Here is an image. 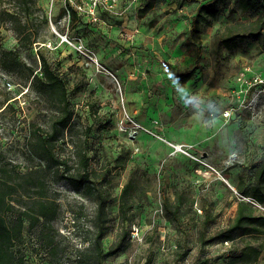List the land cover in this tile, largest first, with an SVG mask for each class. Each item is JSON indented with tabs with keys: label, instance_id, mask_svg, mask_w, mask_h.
<instances>
[{
	"label": "rangeland",
	"instance_id": "374dc122",
	"mask_svg": "<svg viewBox=\"0 0 264 264\" xmlns=\"http://www.w3.org/2000/svg\"><path fill=\"white\" fill-rule=\"evenodd\" d=\"M13 1L0 0V5L11 7ZM34 1L39 40L21 50L19 59L41 75L40 50L64 80L73 110L71 125L58 132L54 153L67 160L70 172L78 171L77 152L85 128L92 126L87 151L90 169L106 174L100 184L75 187L63 178L61 166L29 150L31 135L37 127L50 130L58 110L25 83L24 67L7 70L0 65V106L13 96L11 108H0V163L5 169L0 171V182L10 179L19 187L13 202L16 213L34 199L20 194L35 196L33 177L43 175L45 196L56 206L46 229L56 254L38 245L42 228L38 223L25 230L17 246L23 253L22 264H96L86 251L99 229L96 193L104 191L107 200L102 236L106 251L123 230L118 202L128 182L134 186L135 201L128 211L130 238L123 241V250L106 256L104 264H189L200 256L219 264L230 242H210L199 249L197 229L204 212L215 215L209 233L232 222L239 201L251 203L255 213L264 214V201L256 202L249 194L264 151V97L258 98L254 110L242 108L232 120L221 115L237 103L233 89L237 77L264 70V48L258 51L259 39H250L233 50L221 47L218 55L215 49L226 25L253 19L258 12L241 13L235 0H216L218 14L200 33L198 66L192 77L180 80L173 73L194 62L195 46L187 47L186 41L190 17L200 0H155L154 10L143 17L138 15L140 0H120L114 11H96L95 19L78 13L75 22L61 14L66 0ZM42 14L47 22H40ZM178 16L187 19L186 29L174 30L166 23ZM4 19L0 12V43L10 49L17 39ZM65 33L71 40L80 38L106 71L84 66L81 55L62 40ZM97 117H104L108 124L99 127ZM39 165V174L33 172ZM162 170L171 200L182 193L194 201L191 219L183 218L189 230V251L183 261L176 262L173 255L179 228L162 209ZM262 191L264 195V184ZM135 228L137 234L132 232ZM255 264H264V249Z\"/></svg>",
	"mask_w": 264,
	"mask_h": 264
},
{
	"label": "trees",
	"instance_id": "16d2710c",
	"mask_svg": "<svg viewBox=\"0 0 264 264\" xmlns=\"http://www.w3.org/2000/svg\"><path fill=\"white\" fill-rule=\"evenodd\" d=\"M195 13L191 16V25L188 31L186 41L187 47L194 45L192 50L193 64L190 68L175 71L173 76L180 80H187L195 72L200 59V33L205 26H209L211 19H215L219 11L218 2L216 0H200ZM262 0H235L236 7L241 13L258 12L253 19H243L225 26L221 32L215 52L218 55L221 47L227 50L240 48L250 39H259L258 51H262L264 39L262 29L264 28V6L261 7ZM21 7V9H20ZM155 0H140L138 6L139 17L145 16L148 12L154 10ZM66 9L70 11V20L75 22L78 13L65 1V6L61 14L66 13ZM260 9V10H259ZM0 12L4 14L5 21L10 24L17 43L10 49H4L0 43V65L7 69L23 68L26 71L25 83L29 82L35 93L40 97L50 100L55 104L58 110L57 115L53 119L50 130L45 131L38 128L37 132L31 135L29 140V150L37 154L41 159L59 168L64 179L72 182L75 187L85 186L88 182L91 184H100L105 178V172L93 173L90 169V157L88 149L92 138V126H87L84 130V138L82 147L77 152L79 168L76 172H70L66 159H59L54 153L55 142L58 138V132L68 128L72 123L73 110L70 108V101L67 97V90L64 80L52 67L44 54L38 50L37 54L41 63L40 72L37 74L36 69L28 64L22 63L19 59L21 50L30 49L32 44L38 39L39 23L35 22V1L34 0H14L11 7L3 8L0 5ZM40 22H47V17L42 14ZM164 63L163 61H161ZM79 89V87H76ZM29 88L27 89V91ZM13 96H7L0 108L1 111L11 108L9 99ZM99 127H105L108 122L104 117H97ZM1 156V152H0ZM259 166L257 168L256 180L250 188L249 194L256 202H263L264 195L262 185L264 184V151L259 157ZM115 162L117 158L114 159ZM0 163V171H4ZM41 166L37 167L33 172L39 174ZM34 187L37 188L35 196L29 193H22L21 196L34 199L30 205H23L14 213V194L18 192L19 187H15L10 179H3L0 182V264H22L23 253L19 252L17 246L21 243L26 229H31L38 223L42 226L41 233L37 235L38 245L47 251V248L56 254V246L52 235L46 230L52 219L56 215L55 203L47 199L44 193V177L36 175L33 177ZM168 177L164 170L161 172L160 197L162 209L166 217L176 224L179 228L180 237L176 241V248L173 251L174 260L176 262L183 261L189 251L188 245V227L185 226L183 218L191 219L189 212L191 211L194 201L185 197L182 193H178L174 200H171L166 193ZM89 186V185H88ZM134 186L128 182L123 185L119 194V217L122 223V232L118 240L111 245L106 251L102 247V236L105 232V206L106 199L104 191L100 190L96 193L97 199V227L99 228L95 237L90 241L91 248L89 257L96 264H104L106 256L123 250L122 244L124 240L130 238L129 215L128 211L134 207ZM184 205H187L185 207ZM21 206V205H20ZM196 210V209H194ZM215 220V215L211 211L206 210L203 217L199 221L197 229V241L199 249L203 250L210 242L229 241L230 244L226 250V256L219 264H255L261 252L264 249V214L255 213V208L251 203L239 201L232 222L213 233H209V227ZM25 221L28 226H25ZM246 235H249L247 237ZM93 251H90V250ZM82 251L79 253L81 254ZM189 264H218L211 261L210 257L200 256Z\"/></svg>",
	"mask_w": 264,
	"mask_h": 264
},
{
	"label": "built area",
	"instance_id": "2783aa9c",
	"mask_svg": "<svg viewBox=\"0 0 264 264\" xmlns=\"http://www.w3.org/2000/svg\"><path fill=\"white\" fill-rule=\"evenodd\" d=\"M120 0H81L79 2H74L69 0L70 6L80 14H85L89 18H96V11H114L116 6L119 4ZM66 16L70 19V11L66 9ZM61 38L63 41L70 43L76 52H78L81 57L84 66L94 67L97 71H106V68L101 64L98 58L85 46L80 38L75 40L69 39L68 35L62 34ZM245 75V72L241 73L237 77V82L235 83L234 95L236 96V104L231 105L222 112V117L226 120L233 118L235 113L242 109L248 108L254 110L258 98L264 97V70L259 72H250ZM200 211V209H197ZM133 234H137V228L132 231ZM228 243V241H224Z\"/></svg>",
	"mask_w": 264,
	"mask_h": 264
},
{
	"label": "crops",
	"instance_id": "0c3cea01",
	"mask_svg": "<svg viewBox=\"0 0 264 264\" xmlns=\"http://www.w3.org/2000/svg\"><path fill=\"white\" fill-rule=\"evenodd\" d=\"M190 19H191V17H190ZM166 23H168L169 26H173L174 30H184L189 26L187 23V19H184L181 16L175 17L174 19H172ZM234 117L236 118V114L233 115V118ZM230 120H232V118Z\"/></svg>",
	"mask_w": 264,
	"mask_h": 264
}]
</instances>
